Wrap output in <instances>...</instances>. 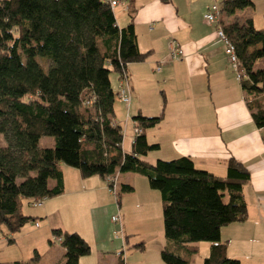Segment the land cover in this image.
Returning <instances> with one entry per match:
<instances>
[{"label":"trees","instance_id":"trees-1","mask_svg":"<svg viewBox=\"0 0 264 264\" xmlns=\"http://www.w3.org/2000/svg\"><path fill=\"white\" fill-rule=\"evenodd\" d=\"M220 8V25L245 71L241 87L253 97L249 109L256 126L264 129V108L254 99L264 94V70H255L264 59V30L256 29L252 19L224 22L253 9L251 0H226ZM133 13L130 24L120 29L104 0H0V228L13 245L8 237L36 222L23 214L24 203L64 194L62 165L84 179L105 180L109 189L107 179L117 176L119 205L123 194L134 191L119 184V176L131 173L160 193L168 243L161 251L164 264H191L202 242L211 245L203 264H242L227 256L221 230L248 218L243 188L251 175L244 166L231 159L226 178H219L198 170L189 158L142 160L159 150L145 132L161 117H134L142 134L134 137L131 153L122 149L110 75L148 58L139 51ZM44 138L53 139V146L41 147ZM52 234L61 239L63 264H79L90 255V245L79 234L62 229ZM0 264L43 262L34 251L27 261Z\"/></svg>","mask_w":264,"mask_h":264},{"label":"crops","instance_id":"crops-1","mask_svg":"<svg viewBox=\"0 0 264 264\" xmlns=\"http://www.w3.org/2000/svg\"><path fill=\"white\" fill-rule=\"evenodd\" d=\"M119 1L126 9L113 10L118 27L123 29L130 24L133 11L139 51L148 54L145 62L127 66L132 90L130 105L115 97V116L118 117L115 121L126 129L123 151L128 154L132 151L134 136L129 137L128 132L136 127L134 117H161L159 125L145 132L148 143L159 146L154 152V164L158 160L189 158L198 170L219 178H226L231 159L244 166L251 175L250 182L243 188L248 218L243 223L222 228L221 241L227 246L229 258L242 264H264V129H259L254 122L248 106L253 97L243 91L225 55L224 45L218 41L216 27L203 18L208 7L214 3L221 6L226 0ZM251 1L253 9L226 17L227 24L252 19L256 29L264 30V0ZM258 9V14L252 16L251 12ZM173 42L184 52L182 61L170 59ZM259 65L260 70H264V59ZM116 75L113 80L110 78L112 89L119 87L120 75ZM254 99L264 108V94ZM127 140H130V152ZM148 156L142 160L148 162ZM62 173L64 194L44 201L36 216H30L36 222L12 237L13 247L30 239L27 246L30 254L37 251L44 258L43 254L47 253L43 264H63L65 250L60 244L59 248L56 246L53 231L77 233L85 240L83 230L89 238L86 239L89 243L85 241L92 248L90 255L80 259L79 264H120V258L125 264H164L161 251L168 245L164 236L154 246L153 254H149L147 248L135 249L138 243L134 241L135 231L124 234V239L117 236L114 241L110 237L111 218L118 212L125 217L129 207L128 204L126 207V201L129 203L126 199L134 200L140 196V191L144 197L149 195L148 190L139 188L144 184L142 176L131 173L119 176V184L134 188L133 193L121 196L119 205L105 180L84 179L78 170L65 165H62ZM54 185V181L50 182V186ZM143 203L136 206L145 210L147 206ZM36 223L39 228L35 227ZM27 227L30 228L27 230ZM123 230L125 232L124 223ZM0 234L1 248L7 241L4 229L0 228ZM205 249L209 250L207 255L197 258V254L191 264H203L211 245Z\"/></svg>","mask_w":264,"mask_h":264},{"label":"rangeland","instance_id":"rangeland-1","mask_svg":"<svg viewBox=\"0 0 264 264\" xmlns=\"http://www.w3.org/2000/svg\"><path fill=\"white\" fill-rule=\"evenodd\" d=\"M247 11L248 10H244L241 12H247ZM241 12H238V14H240ZM258 12H259V9L255 12H251V15L254 16L255 14H258ZM223 19H225V18H223ZM226 20H224L225 23H227ZM257 69H260L259 62H257L255 64V70H257ZM115 76H117L116 73L112 72V74L110 76L111 80L116 78ZM114 87H116V86H114ZM113 89H114V92L116 95V100H119L120 98H119L118 93H117L118 88L116 87ZM126 113H127V111H126ZM116 119H118L117 116H116ZM119 121L120 120H118V122ZM121 123H123V122H121ZM133 132H134V130L132 131V129H130V131L128 132L129 133L128 136L133 137L134 136ZM53 142L54 141L51 138H44L40 144H41V147H50L51 144H53ZM129 142H130V140H127V144H128L127 145V151L128 152L131 151V148H130L131 145L129 144ZM147 161L154 164V152L149 154ZM140 178H141V180H143L144 184L140 185L139 188L140 189L145 188V190H148L149 195H146V197H144L143 195H141V191H140L139 192L140 196L135 197L134 200L126 199V200H129L128 201L129 203H127V201H126V207H127V204L129 205V207H127L128 209H126L127 211H125V217L123 216V221H124L123 223L125 226L124 234L125 235L128 233L133 234L132 231H135V233H134L135 236H133V237H135V239H136L134 241H138V243L136 245L144 244V246H145V248H147L149 254H153L154 246H156L160 242V240L163 239V236H164L162 202H161V198H160V193L150 189L148 181L146 178H143V177H140ZM139 200H142V202H144L142 205L147 206V208L145 210L143 207L141 208V207L136 206V205H138V204L140 205V203H142L141 201L139 202ZM38 211H40L39 207H33L32 205L28 204L27 202H25L23 205V214L26 216H29V217L30 216H36ZM32 225H33V222H30L29 226H32ZM112 225H113L112 226L113 232H111L110 237L113 238V240L115 241L118 239V237L115 234V231H118L119 228H118V226H115L114 224H112ZM29 228L30 227H27V230ZM82 233H84V237H86V239H89V238H87V235H88L87 233L85 234V232L83 230H82ZM1 236L2 235L0 234V238H1ZM3 236L5 237V235H3ZM12 237L13 236H10V237H8V239L12 238ZM106 237H107V234H106ZM5 239L7 241V244H4V246H2L0 248V263H8V262H15V261H27L30 258H32L33 253L30 254L27 251V246H28L30 239L21 241L15 247L8 244V240L6 237H5ZM131 243H132V241H131ZM56 246H58V248H59V246H60L59 243H57ZM197 246L199 247V253L197 255V258L205 257L209 251V250H206L205 248H207V247L209 248L210 244L202 242V243H199ZM23 247H25V248H23ZM91 248H92V246H91ZM136 254H140V253H136ZM40 255L42 257V254H40ZM43 255H44V258L42 257V260L43 259L45 260L46 258H48L47 253H45Z\"/></svg>","mask_w":264,"mask_h":264},{"label":"built area","instance_id":"built-area-1","mask_svg":"<svg viewBox=\"0 0 264 264\" xmlns=\"http://www.w3.org/2000/svg\"><path fill=\"white\" fill-rule=\"evenodd\" d=\"M107 4H109L110 8L114 10L117 7H122L126 9V5L119 0H104ZM220 6L217 3H214L212 6L208 7L206 14L204 15V21L209 25L215 26L217 30V38L220 43L224 45V52L226 57L228 58L230 65L233 71L237 75V79L241 82L243 78H245V71L241 67V64L236 56L235 47L233 43L229 40V38L224 33L221 25H220ZM170 59L171 61H182L184 59V52L182 48L175 42H173L170 46ZM160 71V67L158 68ZM118 96L120 100L126 104L130 105L132 99V90L129 83V76L127 69H123L120 74V83L118 87ZM123 136L126 134V129H122ZM142 134V131L138 128H134V137H137ZM108 184L110 185V192L113 196L117 197V189H118V177H109L107 179ZM45 200L33 201V207H41L44 204ZM112 223L118 226L119 230L115 233L116 236L124 239V230H123V218L121 214L118 212L116 216H113L111 219ZM36 228H39V224H35ZM58 243H61V239H55Z\"/></svg>","mask_w":264,"mask_h":264}]
</instances>
